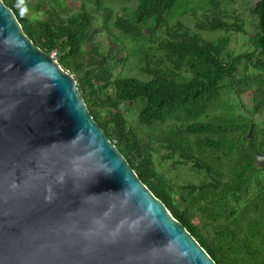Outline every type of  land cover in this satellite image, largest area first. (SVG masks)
Segmentation results:
<instances>
[{
    "label": "trees",
    "instance_id": "16d2710c",
    "mask_svg": "<svg viewBox=\"0 0 264 264\" xmlns=\"http://www.w3.org/2000/svg\"><path fill=\"white\" fill-rule=\"evenodd\" d=\"M2 1L32 43L48 54L56 51L59 66L76 75L93 120L211 259L216 264H264V166L255 160V153L264 155V123L248 115L243 101L230 103L226 97L227 92L239 96L237 88L247 85L253 89V110L264 115V0H256L250 10L256 19L252 34L226 21L221 12L195 25L200 31L224 32L215 41L192 34L180 21L169 25L178 0H113L137 2L132 12L112 22L122 37L138 44L164 29L166 37L158 43L163 62L152 50L143 49L145 56L139 57L146 81L113 76L111 56L102 55L93 43L95 13L86 12L83 4L79 13L57 22L50 8L43 10L42 0ZM206 1L214 13L220 0ZM235 32L247 35V51L236 56L227 52L228 34ZM241 64L253 74L237 78ZM125 104H139L137 121L146 128L182 122L162 141L169 152L164 161L175 159L177 166L202 174L198 184L176 191L165 180L150 141L121 112ZM253 186L257 192L251 191Z\"/></svg>",
    "mask_w": 264,
    "mask_h": 264
},
{
    "label": "water",
    "instance_id": "95a60500",
    "mask_svg": "<svg viewBox=\"0 0 264 264\" xmlns=\"http://www.w3.org/2000/svg\"><path fill=\"white\" fill-rule=\"evenodd\" d=\"M255 160L264 166L260 152ZM0 264H216L2 0Z\"/></svg>",
    "mask_w": 264,
    "mask_h": 264
},
{
    "label": "rangeland",
    "instance_id": "374dc122",
    "mask_svg": "<svg viewBox=\"0 0 264 264\" xmlns=\"http://www.w3.org/2000/svg\"><path fill=\"white\" fill-rule=\"evenodd\" d=\"M58 6L54 4L53 0H42L43 10L49 9L52 11V18L57 22L60 19H66L80 12V6L83 4L86 7V12L95 13L94 28L91 30V34L94 37L93 43L96 49L102 55H110L112 62L110 64L114 77L122 78H137L142 81H146L148 78L145 74L141 73L139 57H144L145 50H152L158 57H161L158 61L163 62L161 53L158 52V43L165 38L164 29L158 31L156 35L143 38L137 43L126 39L120 35V33L114 28L112 22L116 17L124 15V13L132 12L137 2L122 3L113 0H57ZM256 0H220L219 7L215 12H210L208 2L206 0H178L173 10L168 16V23L174 26L176 22H182L185 27L189 28L192 34H198L207 41H215L218 38L224 36V32L216 31H200L196 29L195 25L204 20V17H212L218 12L224 16L225 20L229 23H238L246 34H252L256 25V19L250 14V10ZM55 5V6H53ZM56 10L53 11L54 8ZM100 7V8H99ZM104 12H109V15H103ZM213 13V14H212ZM108 23L105 22L109 19ZM230 43L227 47V52L230 55H238L247 51V35L241 33L228 34ZM120 40V41H119ZM139 46V47H138ZM142 47V48H141ZM148 58H152L149 54ZM88 63V59L84 61ZM139 67V68H138ZM71 74L69 71H67ZM253 74L252 69L247 68L245 71V65L241 64L238 70L237 78L244 76V74ZM76 79V75L72 74ZM188 76V75H186ZM237 94H226L230 103L237 104L239 99L244 103L245 109L248 111V115L254 117L258 123H264V115L253 110V89H250L247 85L237 88ZM139 104L128 106L123 105L120 110L125 115L129 125L135 128L137 132L145 139L150 141L152 147L153 158L158 166L159 173L165 178L166 181L177 191L178 187L186 186L190 183L198 184L203 175L192 170L189 166L182 168L175 164V159L171 161H164L169 154L166 146L162 141L165 140L166 135L175 126L182 125V122L168 121L165 124L157 125L152 128H146L140 126L137 121L139 112ZM186 125V124H184ZM184 128V126H183ZM262 185H264V179H262ZM258 187L253 186L251 191L257 192ZM197 222V219L193 220Z\"/></svg>",
    "mask_w": 264,
    "mask_h": 264
},
{
    "label": "built area",
    "instance_id": "2783aa9c",
    "mask_svg": "<svg viewBox=\"0 0 264 264\" xmlns=\"http://www.w3.org/2000/svg\"><path fill=\"white\" fill-rule=\"evenodd\" d=\"M50 55L56 60V51H53Z\"/></svg>",
    "mask_w": 264,
    "mask_h": 264
}]
</instances>
